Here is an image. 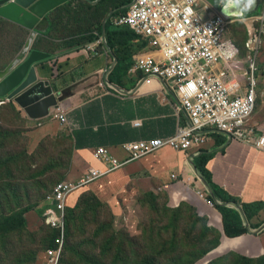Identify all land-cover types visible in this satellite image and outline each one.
I'll list each match as a JSON object with an SVG mask.
<instances>
[{"label": "crops", "instance_id": "crops-1", "mask_svg": "<svg viewBox=\"0 0 264 264\" xmlns=\"http://www.w3.org/2000/svg\"><path fill=\"white\" fill-rule=\"evenodd\" d=\"M100 1L89 0L88 3L96 7ZM126 7L123 5L119 9L126 10ZM119 9L107 13L101 23L99 39L86 46L69 49L65 47L68 40L49 39L50 36H55L53 32L38 35L32 45L33 50L49 55L48 59L37 65L36 72L38 82L51 88L52 95L49 97L53 100L38 113L36 119H30L19 107L15 108L19 111V116L31 126V133L41 139L60 134L68 137L72 153L68 173L64 178L77 182L90 172L96 175L98 171H103V179L96 178L85 192H97L96 187H102L103 181L104 188L113 192L120 183L134 178L135 173L149 174L141 179L159 184L169 182L163 188L168 190L170 204L174 207L180 203L192 206L197 215L206 216L209 226L216 225L213 218L216 215L212 213L211 218L206 214L211 207L204 204L198 193L225 207L235 205L222 203L219 196L221 194L236 199L240 204H264V149L259 150L238 139L231 140L216 129L203 131L202 143L194 144L186 151L164 147L137 161H130L125 147L156 139H170L179 129L187 127L190 121L180 109L177 95L169 83H164L157 77H145L139 72L129 71L137 56L152 55L156 59L161 58V53L152 48L146 38L123 27L119 31L132 33V41L119 47L117 52L116 48L109 46L106 25L108 22L112 23L115 15L120 14ZM253 17L254 15H248L235 19L226 28L223 37L238 48L239 54L229 62L217 61L215 65L214 72L232 96L243 94L247 87L246 73L249 71L248 57L251 52L245 45L252 40L249 27L253 26ZM235 22L244 31L241 48L226 37L228 28ZM11 25L23 32V42L19 43L21 47L29 32L13 23ZM254 25L258 26L256 23ZM82 38L85 37L72 40L73 44ZM50 40L60 43L54 52L47 51V42ZM87 46L93 48L94 52L87 51ZM263 49L264 43L256 61L257 107L246 124L248 129L254 130L253 141L259 135H264V67L259 65ZM42 98L46 99V94L39 96V99ZM58 113L65 114L64 124L55 119L54 114ZM99 149L107 150V159L94 158V153ZM205 155L208 158L202 164L201 158ZM112 160L124 165L114 167ZM80 195L77 193L71 197V207L76 204ZM238 206L235 208L241 210V206ZM217 214L220 220L221 217L218 212ZM218 224L222 235L216 251L220 250L223 254L237 253L246 258L264 255V231L256 235L249 234L247 230L244 235L227 238L221 221Z\"/></svg>", "mask_w": 264, "mask_h": 264}, {"label": "rangeland", "instance_id": "rangeland-1", "mask_svg": "<svg viewBox=\"0 0 264 264\" xmlns=\"http://www.w3.org/2000/svg\"><path fill=\"white\" fill-rule=\"evenodd\" d=\"M260 1L264 4V0ZM114 9L113 5L106 3L104 17L94 19L92 22L101 24L107 13ZM202 16L206 17L203 12ZM106 27L115 32L123 30V26L117 27L110 22ZM86 28L87 25H81L83 32ZM72 31H62L59 27V33H54L55 36H50L49 39L68 40V35L74 33L75 37L67 41L72 42L78 36H82L76 28ZM22 34L23 32L14 25L0 26V70L4 68L1 63L8 62L5 59L12 56L20 47L19 43L23 42ZM226 37L241 48L244 37L243 28L235 22L228 28ZM59 44L58 41L50 40L47 42V51H56ZM117 49L118 47H116V52ZM260 61L259 65L264 67V49ZM262 70L264 73V69ZM11 111L7 105H2L0 108V115L6 112L4 119L0 117V161L6 158L13 160L15 157H24V155L31 156L35 161L30 162L33 172L21 175L18 170L23 168V164L22 160L18 161V170L15 166L11 167V178L8 173L0 169V180H5V185L0 191V219L9 215L16 219L21 216L26 220V226L19 232H10L0 239V264H30L26 262L29 252L37 254V264H47L43 251L38 252L42 247L41 237L43 236L45 241L47 236V232L43 234L47 229L41 223L40 211L44 206V196L55 184L66 180L60 178L62 174L67 176L68 173L69 148L65 144L69 145V139L65 134L41 139L40 136L31 133L32 128L25 120L16 114L11 115ZM57 161L60 163L59 169L40 175L43 169L55 166ZM134 176L120 183V186L113 192L104 188V181L102 187H96L97 192L92 193L103 204L99 208L100 216L97 221L95 214H90L83 219L76 214L75 223L79 224V229L83 226L85 232H79L77 238V243L83 247L82 251L97 259L101 258L100 244L105 231L109 228L111 231L123 233L125 240L133 245L139 257L146 251H150L157 257L158 264H209L210 262L211 264H246L241 261L230 262L227 259L223 261V256L227 253L223 254L221 251L207 252L217 239H221L222 235L218 224L221 218L219 220L214 207L210 208L214 212L206 211L209 217L212 213L216 215L213 217L216 225L209 226L206 216L197 215L192 206L183 203L174 207L170 204L167 197L168 190L163 188L169 182L159 184L148 179H141L149 174L135 173ZM8 184L20 186L21 190L11 195V190L6 187ZM45 187L47 189H44ZM71 203L72 198H69L66 204ZM204 204L208 205L207 201H204ZM258 218L263 222L262 227L264 212L259 214ZM32 237L35 238L28 243ZM37 242L38 244L35 245L34 243ZM158 255L161 256L158 257ZM232 259L233 257H230V260ZM70 264L84 263L74 260ZM249 264H264V257L255 259Z\"/></svg>", "mask_w": 264, "mask_h": 264}, {"label": "built area", "instance_id": "built-area-1", "mask_svg": "<svg viewBox=\"0 0 264 264\" xmlns=\"http://www.w3.org/2000/svg\"><path fill=\"white\" fill-rule=\"evenodd\" d=\"M208 7L203 0H131L124 14L113 17L115 26L130 28L161 53L160 59L152 55L135 57L129 71L169 83L177 95L180 109L190 121L187 127L179 129L170 139L128 145L124 149L130 155V161L164 147L186 151L194 144L202 143V132L211 129L221 131L231 140L238 139L258 149L264 148V136L253 141L254 130L246 126L257 107L255 73L256 61L264 43V6L263 11L252 18L253 26L249 27L252 40L245 45L251 52L248 57L249 71L246 73L247 87L238 96H232L214 72L217 61L229 62L239 54L238 48L223 37L226 28L235 19L226 20ZM88 50L94 52L93 48L87 47ZM55 117L61 124L66 122L64 113H58ZM94 157L107 159V150L99 149ZM112 164L114 167L124 165L117 160H112ZM94 176L91 173L76 184L57 185L46 198L44 223L53 229L62 226L66 198L91 182ZM204 201L209 207H214L212 201Z\"/></svg>", "mask_w": 264, "mask_h": 264}, {"label": "trees", "instance_id": "trees-1", "mask_svg": "<svg viewBox=\"0 0 264 264\" xmlns=\"http://www.w3.org/2000/svg\"><path fill=\"white\" fill-rule=\"evenodd\" d=\"M130 2L131 0H101L100 3L96 5V7L94 6L95 7L94 8L93 6L89 5L86 1L70 0L67 3L63 4L62 6L56 8L53 12L49 14L48 16L49 30L47 34L48 33L50 34L52 32L58 34L59 27H61L62 31H67V32H73L72 30L76 28L78 30V33L82 35V36H78L77 38L79 37H85V38H82L81 40L75 42V44H73V42H65V47L69 49H73L75 46H84V45L86 46L88 43H92L95 40H98L101 35V24L93 23L92 20L102 19L104 17L105 15L104 7L106 3H110V6L113 5L115 9L116 8L119 9L123 5H128ZM125 12L126 10L119 9L120 14H124ZM3 24H6L7 26L11 25V23L0 18V26H3ZM81 25H87L85 32H83V30L81 29ZM117 33L115 31H110V28L108 29L106 28L107 42L112 49L116 47L119 48L127 44L128 42L132 41L133 39L132 33L128 31H119ZM73 37H75L74 33L68 35V40L73 39ZM55 40H61V39L57 38ZM20 49L21 47H19L16 50L14 55L17 52H19ZM14 55L6 58L5 61L8 62L1 63V65L3 64L2 67L5 68L9 64V62L11 61ZM2 105H7L12 110L10 112L11 115L16 114L18 117H20L19 113L16 111L11 101L0 99V108L2 107ZM5 113L6 112H2L0 117L4 119ZM65 145L68 146L69 148L68 164H70L72 146H69L70 144L69 145L65 144ZM207 158L208 156L206 155L203 156L201 158V163L204 164ZM20 160H22V164H23L22 169H19L17 167L18 166L17 162ZM31 161H35L34 158L26 155H24V157L21 156L15 157L13 160L11 158H6L5 160L0 161V169H2L4 173H8L11 178L12 175L11 167L13 166H15L17 170L19 169L18 172L20 175L33 172V169L30 165ZM202 164H201V168H202ZM59 168H60V163L57 161L55 163V166H49L47 167L46 170L43 169L40 175L42 176L46 173H52L54 170H57ZM64 176L65 175L62 174L60 179L61 180L64 179ZM4 185H5V180H0V191ZM6 187L11 190V195L14 193H18L21 190L20 186L16 187L12 184H8L6 185ZM44 189H47V187H45ZM219 196L222 203L228 202L230 204L235 205V207L238 205L241 206V210L248 224V227L244 226L240 212L235 207H225L223 205L217 204L215 200L212 199V201L214 202L213 203L214 208L217 210V212L221 217L222 228L225 237L236 238L246 234L247 230H251V229L258 231V229L261 227L263 223L262 221L258 220V216L260 212L264 210L263 203L240 204L236 199L228 195L221 194ZM102 205L103 204L93 193L87 192L79 197L78 202L74 208L67 209L68 217L66 218L67 226L65 233V245L61 255V259L59 260V264H70L74 260H76V262H81L84 264H158L157 257L152 255L150 251L149 252L146 251V253H144L140 258H137L136 261L133 263L132 259L130 258L131 254L133 253L131 250L132 244L129 241H126L125 238L121 237L122 234H114L110 231L109 228L108 230L105 231V236L100 245V256L101 258L104 259L101 258L97 259L93 255H88L87 253L81 250L83 249V247L79 243H77L78 233L79 232L85 233V232L83 231V226L81 227V229H79L78 227L79 224L75 223V216L77 214L79 215L80 219H83L84 217H87L90 214H95L97 216L96 218L97 221V219L100 216L99 208ZM10 212H13V210H10ZM25 226H26V220L21 216L18 217V219L12 218L9 215L1 218L0 239H3V237L10 232L13 233L19 232ZM263 231H264V225L263 228L256 233V235L260 234ZM45 232H47L46 240L44 241L43 236L41 237L40 243L42 247L38 252L43 251L44 259L46 261V250L48 248H52V247L54 248V240L57 237V233L55 231H50L49 229H47V231H44L43 234ZM34 238L35 237L29 239L28 243H31ZM34 244L37 245L38 242ZM218 245H219V240L217 239L215 241V244L207 252L209 253L214 251L218 247ZM28 254L29 256L26 262L30 264L31 263L37 264L38 262L37 254L35 252L32 253L29 252ZM160 256L161 255H158V257ZM223 257H224L222 259L223 261L227 259L230 262L241 261L242 263L244 262L246 264L252 263L253 260L260 258V257L246 258V257H242L237 253H227ZM230 257H233V259L230 260ZM211 263L212 262H210L209 264Z\"/></svg>", "mask_w": 264, "mask_h": 264}, {"label": "water", "instance_id": "water-1", "mask_svg": "<svg viewBox=\"0 0 264 264\" xmlns=\"http://www.w3.org/2000/svg\"><path fill=\"white\" fill-rule=\"evenodd\" d=\"M68 1L0 0V18L29 32L18 54L5 69L0 71V99L6 98L13 101L30 119L37 118L38 113L53 100L49 97L52 95L51 88L38 82L36 72L37 65L48 59L49 55L33 50L32 45L38 35L42 36L48 32L49 14ZM203 1L226 20L240 19L259 11V0H256L251 10H243V0H241L239 7H230L223 11V5L219 3V0ZM42 93L46 94V99H39ZM238 211L247 227L243 213L239 208ZM248 233L254 234L251 231Z\"/></svg>", "mask_w": 264, "mask_h": 264}, {"label": "clouds", "instance_id": "clouds-1", "mask_svg": "<svg viewBox=\"0 0 264 264\" xmlns=\"http://www.w3.org/2000/svg\"><path fill=\"white\" fill-rule=\"evenodd\" d=\"M204 2V1H203ZM219 3L221 4V5H223V7H222V11L224 10V9H227V8H230V7H239L240 6V4H241V0H219ZM255 3H256V0H246V2H245V0H243V10H251V8L255 5ZM129 5V4H128ZM128 5H126V6H128ZM263 6H264V4L262 3V1H260V6H259V11L258 12H255L256 14H254V13H252V14H250V15H254V17L255 16H258L262 11H263ZM127 8V7H126ZM212 8V7H211ZM245 17V16H244ZM243 18V17H242ZM242 18H240V19H242ZM238 20V19H237ZM8 22V21H7ZM10 23V22H9ZM39 36H41V35H39ZM263 42H264V39H263ZM25 43V42H24ZM23 43V44H24ZM23 46V45H22ZM22 46H21V48H22ZM88 47V46H87ZM87 47H86V49H87ZM18 54V53H17ZM16 54V55H17ZM234 53H229V55H233ZM15 55V56H16ZM14 56V57H15ZM13 57V58H14ZM13 59H11V61H12ZM10 61V62H11ZM10 62H9V64H10ZM8 64V65H9ZM7 65V66H8ZM6 66V67H7ZM5 67V68H6ZM4 68V69H5ZM3 70V69H2ZM1 71V70H0ZM3 100H6V101H11V100H8V99H6V98H3ZM12 102V104L14 105V107L15 106H17L16 104H14L13 103V101H11ZM17 107H19V106H17ZM16 109V108H15ZM17 112H19L18 110H16ZM255 112V111H254ZM253 115V114H252ZM252 115H251V117H252ZM54 116H55V114H54ZM250 117V118H251ZM30 118V117H29ZM249 118V119H250ZM36 119V118H35ZM55 119H56V117H55ZM57 120V119H56ZM260 137H262V136H264V135H259ZM258 149V148H257ZM260 149H264V148H260ZM259 149V150H260ZM95 154V153H94ZM149 155H151V154H149ZM146 156H148V155H146ZM145 157V156H144ZM95 158V157H94ZM143 158V157H142ZM96 159V158H95ZM139 159H141V158H139ZM99 160V159H98ZM135 161H137V160H135ZM89 175H91V172L89 173ZM88 175V176H89ZM88 176H86V177H84V178H82V179H80L79 181H77V182H71V181H69V180H64V181H62V182H59V183H57V184H55L53 187H52V189L50 190V192L48 193V194H46V196L44 197V206L42 207V212H41V214H40V217H41V223H42V225L45 227V228H47V229H49L50 231L52 230V231H55L56 233H57V237H56V239L54 240V248L52 247V248H48L47 250H46V263L47 264H59V260L61 259V255H62V252H63V249H64V245H65V233H66V226H67V224H66V218L68 217V213H67V209H72V208H74L75 207V205L77 204V202H78V200H77V202H76V204L73 206V207H71L70 206V204H66V201L69 199V198H71L73 195H76L77 193H80L81 195L82 194H84V192H85V189H87L88 187H89V185L90 184H92L93 182H95L96 181V178H100V179H103V171L102 172H97L96 173V175L93 177V179H92V181L91 182H89V183H87L86 185H84V186H82V187H80L79 189H77V190H75L74 192H72L67 198H66V200H65V202H64V223H63V225L62 226H60L58 229H53V228H50L48 225H46L45 223H44V218H43V213H44V210H45V208L47 207V204H46V198L49 196V195H51V193L53 192V190H54V188L57 186V185H59V184H61V183H73V184H76V183H78V182H80L81 180H83V179H86ZM88 192H90V193H92L91 191H88ZM85 193H87V192H85ZM94 194V193H93ZM200 193H198V195H199ZM80 195V196H81ZM95 195V194H94ZM202 196H204L203 194H201ZM79 196V197H80ZM79 197H78V199H79ZM199 197H200V195H199ZM201 199H203V197H200ZM205 199L206 200H208L207 199V197L205 196ZM100 201V200H99ZM181 204H183V203H180L179 205H181ZM179 205H177V206H179ZM215 209V208H214ZM263 228V226L261 227V229ZM261 229H259V230H261ZM258 230V231H259ZM111 231V230H110ZM248 231H250V230H248ZM258 231H253L255 234L258 232ZM112 233H114V234H122V236L121 237H123V238H125V235L123 234V233H120V232H114V231H111ZM101 245V244H100ZM131 250H132V254H131V256H130V258L132 259V261H133V263L136 261V259L137 258H140L139 257V255H138V252L135 250V248L133 247V245H132V247H131ZM216 250V249H215ZM50 253H52V254H50ZM100 254V253H99Z\"/></svg>", "mask_w": 264, "mask_h": 264}, {"label": "bare ground", "instance_id": "bare-ground-1", "mask_svg": "<svg viewBox=\"0 0 264 264\" xmlns=\"http://www.w3.org/2000/svg\"><path fill=\"white\" fill-rule=\"evenodd\" d=\"M220 251V250H219Z\"/></svg>", "mask_w": 264, "mask_h": 264}]
</instances>
